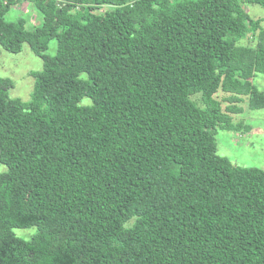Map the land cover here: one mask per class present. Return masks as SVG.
Returning a JSON list of instances; mask_svg holds the SVG:
<instances>
[{
    "label": "trees",
    "instance_id": "trees-1",
    "mask_svg": "<svg viewBox=\"0 0 264 264\" xmlns=\"http://www.w3.org/2000/svg\"><path fill=\"white\" fill-rule=\"evenodd\" d=\"M21 1L40 24L5 19ZM246 4L264 9L0 0V46L28 43L43 62L28 100L0 76V264H264V169L232 163L215 139L248 128L232 121L237 103L264 107L252 82L264 17ZM30 226L28 239L13 230Z\"/></svg>",
    "mask_w": 264,
    "mask_h": 264
},
{
    "label": "rangeland",
    "instance_id": "rangeland-1",
    "mask_svg": "<svg viewBox=\"0 0 264 264\" xmlns=\"http://www.w3.org/2000/svg\"><path fill=\"white\" fill-rule=\"evenodd\" d=\"M246 11L252 18L264 17V9L256 4H246ZM24 18L26 26L33 28L40 24L42 15L34 6L26 1H21L9 8L5 13L7 21H16ZM264 26V21L261 22ZM242 43H251V38L245 39ZM56 51V40L51 39L45 53L53 55ZM42 59L33 53L28 43H23L21 50L16 53L6 51L0 46V76L9 78L13 85L8 89L9 97H17L21 100H28L33 88L34 78L29 75L31 70H41ZM84 75V74H83ZM252 82L264 92V73H257ZM222 107L227 102V94L218 93ZM201 104L199 95L191 96ZM242 112L233 115L232 121H242L248 128L240 127L235 130L216 129L215 139L217 152L226 156L232 163L247 167H258L264 169V107L250 109L246 99L237 103ZM0 169H2L0 167ZM16 235L28 239L35 233L36 227L14 228Z\"/></svg>",
    "mask_w": 264,
    "mask_h": 264
},
{
    "label": "built area",
    "instance_id": "built-area-1",
    "mask_svg": "<svg viewBox=\"0 0 264 264\" xmlns=\"http://www.w3.org/2000/svg\"><path fill=\"white\" fill-rule=\"evenodd\" d=\"M3 2H4V3H6V2H7V0H3Z\"/></svg>",
    "mask_w": 264,
    "mask_h": 264
}]
</instances>
